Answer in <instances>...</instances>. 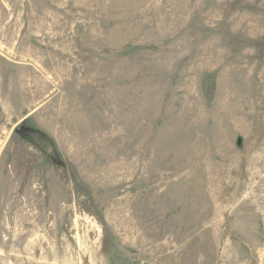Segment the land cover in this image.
<instances>
[{
    "label": "rangeland",
    "instance_id": "374dc122",
    "mask_svg": "<svg viewBox=\"0 0 264 264\" xmlns=\"http://www.w3.org/2000/svg\"><path fill=\"white\" fill-rule=\"evenodd\" d=\"M0 264H264V0H0Z\"/></svg>",
    "mask_w": 264,
    "mask_h": 264
},
{
    "label": "bare ground",
    "instance_id": "6f19581e",
    "mask_svg": "<svg viewBox=\"0 0 264 264\" xmlns=\"http://www.w3.org/2000/svg\"><path fill=\"white\" fill-rule=\"evenodd\" d=\"M10 234V233H9ZM11 236V235H10ZM7 242V241H6Z\"/></svg>",
    "mask_w": 264,
    "mask_h": 264
}]
</instances>
